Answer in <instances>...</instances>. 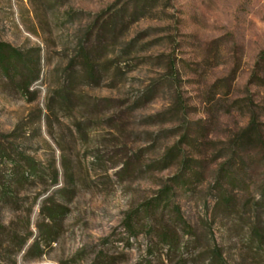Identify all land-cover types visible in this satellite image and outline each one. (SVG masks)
Returning a JSON list of instances; mask_svg holds the SVG:
<instances>
[{"label": "rangeland", "instance_id": "rangeland-1", "mask_svg": "<svg viewBox=\"0 0 264 264\" xmlns=\"http://www.w3.org/2000/svg\"><path fill=\"white\" fill-rule=\"evenodd\" d=\"M108 20L116 36L98 45L90 33ZM0 42L41 57L32 96L0 75L1 184L14 162L31 166L15 205L0 204V224L25 236L29 219L32 234L18 253L0 240V264H143L139 228L154 226L145 209L166 189L170 207L150 215L167 225L179 208L230 264L249 229L264 228V0H0ZM82 43L98 46L93 79ZM184 160L197 176L176 185ZM231 165L234 186L219 179ZM220 187L228 213L215 211ZM49 198L67 209L58 227L40 214ZM38 226L60 228L56 241ZM126 228L139 233L129 244ZM35 242L38 259L27 256Z\"/></svg>", "mask_w": 264, "mask_h": 264}, {"label": "trees", "instance_id": "trees-1", "mask_svg": "<svg viewBox=\"0 0 264 264\" xmlns=\"http://www.w3.org/2000/svg\"><path fill=\"white\" fill-rule=\"evenodd\" d=\"M116 22L108 20L102 23L97 29H93L90 33L91 38H95L98 45L110 37L115 38ZM93 35V37H92ZM98 46L90 48L84 46L82 43L79 47L78 57L82 59V66L85 69L86 78H95L96 69L95 63L92 61V55L96 53ZM41 73V57L40 50L22 51L14 48L7 43L0 42V75L3 79L8 80L13 86L14 90L23 96H32V86L38 81ZM65 100V98L63 99ZM254 124H251L248 130H251ZM249 141V137L245 138V142ZM244 146V145H243ZM4 150L0 149V152ZM174 151L169 153L168 158L173 157ZM7 152V151H5ZM191 160H184L182 164L181 174L175 177L176 185L197 176L194 171V165ZM234 165L229 168H223L220 171L219 179L226 180L229 185L237 184L235 179ZM31 169L28 160L24 162H14L13 168L9 174L7 182L1 184L0 176V204L7 207L15 205V198L21 188L29 183L28 170ZM187 174L189 178H185ZM182 181V182H181ZM58 182V173L54 171L53 183ZM172 189H166L161 192L156 202L148 203L146 206L147 221L149 224L154 223L152 228H139L148 237L149 245L147 247L148 258L143 264H230L225 257L224 251L220 248L214 240L212 244L207 243V237L198 235L192 228H189L181 216L180 210L177 207L170 208V213L174 215V219L167 225L164 224V213L159 217L151 216L152 209L159 210L162 203H167L170 207L171 200H169ZM261 208L264 211V198L261 201ZM232 199L224 193L222 187L219 188L218 196L215 202V211L221 213H228L232 211ZM67 213V209L62 205L56 203L52 198L45 199L40 208V214L43 222L48 221L52 223L53 227H58ZM27 235L21 236L13 227H7L0 224V240H5L10 244L16 253L21 252L26 246L28 240L32 237L29 232V219H27ZM181 227V228H180ZM37 230L46 242H54L57 239L60 228H43L38 226ZM138 228H126L128 233L127 243L137 237ZM206 242V246L203 244ZM245 252L241 254L239 259L234 264H260L258 259L261 258L260 252L264 249V228H250L247 239V247ZM33 255V259H38L42 256V251L38 242L32 244L27 252V256ZM258 258V259H257ZM91 264H116L115 258L109 256H98Z\"/></svg>", "mask_w": 264, "mask_h": 264}]
</instances>
